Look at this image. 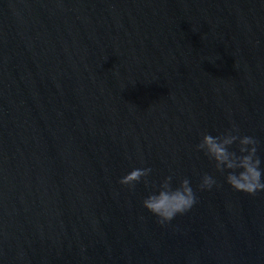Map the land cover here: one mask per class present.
Returning <instances> with one entry per match:
<instances>
[{
    "label": "water",
    "instance_id": "water-1",
    "mask_svg": "<svg viewBox=\"0 0 264 264\" xmlns=\"http://www.w3.org/2000/svg\"><path fill=\"white\" fill-rule=\"evenodd\" d=\"M233 128L264 173V0H0V264H264V192L196 150Z\"/></svg>",
    "mask_w": 264,
    "mask_h": 264
},
{
    "label": "clouds",
    "instance_id": "clouds-1",
    "mask_svg": "<svg viewBox=\"0 0 264 264\" xmlns=\"http://www.w3.org/2000/svg\"><path fill=\"white\" fill-rule=\"evenodd\" d=\"M233 132L237 134H233ZM239 129L233 128L225 134L213 137L211 134H203L201 142L196 146L198 152H203L215 164L218 172H227L226 182L237 192L255 195L264 192L262 182L261 160L257 156L258 141L251 136L238 135ZM238 142V152L230 151ZM151 168H137L123 176L119 183L122 186L134 188L142 180L147 183V177L151 174ZM216 181L205 174L199 185L200 190L211 189ZM197 198L185 178L179 185L173 187L172 177L163 180L159 188L147 196L143 202V208L157 217L158 223L165 225L170 223L177 215L189 212L196 204Z\"/></svg>",
    "mask_w": 264,
    "mask_h": 264
}]
</instances>
